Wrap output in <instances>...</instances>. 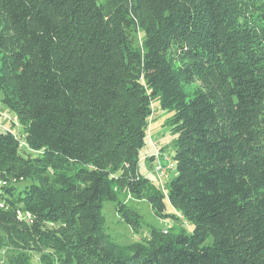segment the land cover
Returning <instances> with one entry per match:
<instances>
[{
  "label": "trees",
  "instance_id": "16d2710c",
  "mask_svg": "<svg viewBox=\"0 0 264 264\" xmlns=\"http://www.w3.org/2000/svg\"><path fill=\"white\" fill-rule=\"evenodd\" d=\"M0 96L36 153L0 131V264H264V0H0ZM155 102L191 230L122 245L104 205L135 231L143 217L121 192L176 215L139 169Z\"/></svg>",
  "mask_w": 264,
  "mask_h": 264
},
{
  "label": "rangeland",
  "instance_id": "374dc122",
  "mask_svg": "<svg viewBox=\"0 0 264 264\" xmlns=\"http://www.w3.org/2000/svg\"><path fill=\"white\" fill-rule=\"evenodd\" d=\"M135 46L141 48L144 40V33L142 30H137L133 33ZM180 60H175L174 66L178 67ZM202 86V81L198 77H194L192 80L184 83V89L187 94L192 95L194 91ZM152 115L148 118V127L146 132L145 145L140 151V172L154 182L166 195L167 213L176 214L175 217L171 216H157L151 207L142 201L133 200L127 193H120V200L128 205L139 210L143 217V225L139 231H135L130 228L124 221L118 216L115 211L114 204L106 203L104 205L103 212L106 217V227L109 235L113 237L117 243L122 245H130L136 242H142L150 238L151 229H161L164 231L181 232L190 231L191 226L188 225L186 220L181 216L179 212H176L170 205L167 196L168 181L170 178L176 176V172L171 173V177L167 180H162L160 176L153 169V159L158 154H163L166 157H173L175 154L174 142L176 137L171 131V119L173 113L164 111L161 109L158 102L152 105ZM254 131L256 136V142L254 144L255 152L264 156V102L262 103L256 118L254 119ZM0 131L13 132L20 140L23 151L36 154L31 151L25 144L24 140V128L19 122L16 115L11 113L9 109L2 104L0 96ZM6 252H1V258L5 257ZM31 264H41L37 257H33Z\"/></svg>",
  "mask_w": 264,
  "mask_h": 264
},
{
  "label": "built area",
  "instance_id": "2783aa9c",
  "mask_svg": "<svg viewBox=\"0 0 264 264\" xmlns=\"http://www.w3.org/2000/svg\"><path fill=\"white\" fill-rule=\"evenodd\" d=\"M176 162L173 157H166L163 154H158L153 157V169L162 180H167L171 177V173L175 171Z\"/></svg>",
  "mask_w": 264,
  "mask_h": 264
}]
</instances>
